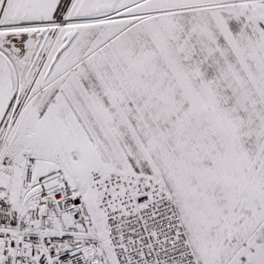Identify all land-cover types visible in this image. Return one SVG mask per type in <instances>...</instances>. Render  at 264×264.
Instances as JSON below:
<instances>
[{"label":"snow or ice","instance_id":"6c2138e0","mask_svg":"<svg viewBox=\"0 0 264 264\" xmlns=\"http://www.w3.org/2000/svg\"><path fill=\"white\" fill-rule=\"evenodd\" d=\"M0 264H264V0H0Z\"/></svg>","mask_w":264,"mask_h":264}]
</instances>
